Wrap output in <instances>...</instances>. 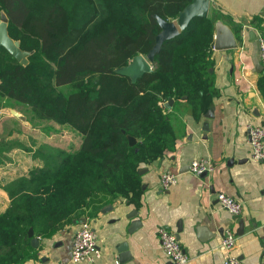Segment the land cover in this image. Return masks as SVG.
Masks as SVG:
<instances>
[{
  "label": "trees",
  "instance_id": "obj_1",
  "mask_svg": "<svg viewBox=\"0 0 264 264\" xmlns=\"http://www.w3.org/2000/svg\"><path fill=\"white\" fill-rule=\"evenodd\" d=\"M190 1L0 0L10 35L33 51L25 65L0 46V97L82 135L77 150L58 151L56 161L9 185L11 206L0 213V264L30 256L31 227L42 237L99 194L135 191L140 165L174 147L181 104L197 115L219 93L212 52L220 15L196 17L166 39L153 71L136 81L114 71L155 44L161 28L153 14L174 19ZM247 25L264 35L262 16ZM233 26L240 35L243 24ZM258 86L264 95V74ZM169 98L172 107L165 105Z\"/></svg>",
  "mask_w": 264,
  "mask_h": 264
},
{
  "label": "crops",
  "instance_id": "obj_2",
  "mask_svg": "<svg viewBox=\"0 0 264 264\" xmlns=\"http://www.w3.org/2000/svg\"><path fill=\"white\" fill-rule=\"evenodd\" d=\"M209 15H220L218 20L232 30L243 24L240 35L233 30L237 47H213L219 93L197 115L181 104L176 115L182 124L176 128L174 147L140 165L143 172L135 191L118 197L99 194L50 234L34 233L39 245L30 243V256L22 264H177L163 250L158 235L162 225L179 234L188 255L182 264H223L221 241L228 227L236 232L234 252L242 263L264 264V162L251 156L248 136L251 125L264 127V95L258 86L264 62L258 29L247 25L259 15L264 26V0H210ZM250 31L256 33L254 39ZM36 126L25 111L0 106V213L11 206L9 185L51 160L38 146L44 136ZM194 159H207L213 168L194 174L189 169ZM167 170L178 174V182L164 189L160 175ZM219 192L241 200L242 212L235 215L223 208ZM86 218L102 255L74 262V235ZM133 219L142 222L130 230Z\"/></svg>",
  "mask_w": 264,
  "mask_h": 264
},
{
  "label": "built area",
  "instance_id": "obj_3",
  "mask_svg": "<svg viewBox=\"0 0 264 264\" xmlns=\"http://www.w3.org/2000/svg\"><path fill=\"white\" fill-rule=\"evenodd\" d=\"M258 41L261 47L262 60L264 62V35L258 31ZM249 143L251 145V156L255 160L264 162V127L261 125H251L248 129ZM213 168V164L207 159H194L189 166L192 173L200 175ZM162 187L178 182V174L167 170L160 175ZM219 204L232 214L239 215L243 210V203L238 198L225 192L217 194ZM158 235L162 243L165 254L175 263L182 264L188 260L177 233L171 228L162 225L158 228ZM237 235L232 228L224 230L221 245L226 253L223 264H243L241 259L235 254ZM101 249L97 245V234L91 221L86 218L77 228L71 249V259L74 262L95 261L101 254Z\"/></svg>",
  "mask_w": 264,
  "mask_h": 264
},
{
  "label": "water",
  "instance_id": "obj_4",
  "mask_svg": "<svg viewBox=\"0 0 264 264\" xmlns=\"http://www.w3.org/2000/svg\"><path fill=\"white\" fill-rule=\"evenodd\" d=\"M209 6L210 0H191L174 19H166L157 13L153 14L161 28L155 35V44L147 53L135 54L128 63L116 67L114 71L130 77L132 81H136V79L145 72L153 71L155 56L161 50L163 42L166 39L177 36L181 30L187 27L196 17H207L209 15ZM8 25L9 17L7 13L2 10L0 12V46L5 47L18 61L26 65L29 63V56L33 51L22 48L21 41L10 35ZM250 35L253 39L256 37L254 31H250ZM237 46V37L232 28L222 20H217L215 24L214 48L230 49ZM173 102L174 99L169 98L165 105L171 107ZM11 112L14 115H19V112L15 108H12ZM128 138L131 145L136 144L137 138L135 136L129 135ZM138 171L142 173L143 168H139ZM110 206L112 207V205H109V207ZM106 208L107 206L104 207L102 211H105ZM141 222V219H133L130 230L136 228ZM29 235L31 237L32 246L37 247L40 239L34 234L32 227L29 229ZM177 236H179V234H177Z\"/></svg>",
  "mask_w": 264,
  "mask_h": 264
},
{
  "label": "rangeland",
  "instance_id": "obj_5",
  "mask_svg": "<svg viewBox=\"0 0 264 264\" xmlns=\"http://www.w3.org/2000/svg\"><path fill=\"white\" fill-rule=\"evenodd\" d=\"M68 88L64 86L63 89ZM5 103L13 104L21 111H25L27 119L34 125L40 126L44 140L40 146V150H45L47 157H51V161H56L59 158L60 150L67 151L77 150L82 141V135L69 124L50 122V120L39 119L31 112V108L27 105L19 104L8 97H0V106ZM174 103V102H173ZM173 105V104H172ZM172 107V106H171ZM44 122V124H43ZM35 143V141H32ZM36 144V143H35Z\"/></svg>",
  "mask_w": 264,
  "mask_h": 264
},
{
  "label": "clouds",
  "instance_id": "obj_6",
  "mask_svg": "<svg viewBox=\"0 0 264 264\" xmlns=\"http://www.w3.org/2000/svg\"><path fill=\"white\" fill-rule=\"evenodd\" d=\"M29 264H31V262H29Z\"/></svg>",
  "mask_w": 264,
  "mask_h": 264
}]
</instances>
